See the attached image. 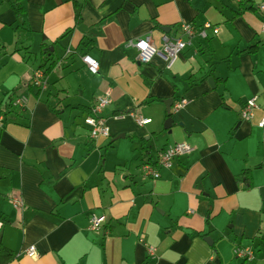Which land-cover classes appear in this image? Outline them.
I'll list each match as a JSON object with an SVG mask.
<instances>
[{"label":"crops","instance_id":"crops-1","mask_svg":"<svg viewBox=\"0 0 264 264\" xmlns=\"http://www.w3.org/2000/svg\"><path fill=\"white\" fill-rule=\"evenodd\" d=\"M239 2L0 0V241L15 254L8 264H264V0L242 12ZM183 23L219 33L194 39L170 65L163 55L141 63L128 46L150 37L161 48ZM85 54L99 62L97 75ZM39 68L45 91L31 84ZM108 89L101 116L110 135L93 139L85 118ZM23 96L26 108L10 106ZM253 97L259 108L242 120ZM178 143L194 151L157 167L159 178L146 176L143 165ZM94 216L105 217L98 232L89 230ZM32 246L37 258L26 254ZM237 246L254 261L238 259Z\"/></svg>","mask_w":264,"mask_h":264},{"label":"built area","instance_id":"built-area-1","mask_svg":"<svg viewBox=\"0 0 264 264\" xmlns=\"http://www.w3.org/2000/svg\"><path fill=\"white\" fill-rule=\"evenodd\" d=\"M260 11H264V3L259 7ZM262 32L264 33V21L262 23ZM212 31L214 35L219 33V28L213 26L210 23H205L201 27L196 28L190 23H183L180 27V35L172 36L170 34H164L163 45L161 48L157 47L150 39V37L140 38L136 41H130L128 43L129 47H132L137 52V60L141 63H150L152 58L156 55H163L165 59L169 62V65L179 57L185 48L193 44V40L199 38L201 40H206L209 38V32ZM71 52L68 49L67 54ZM82 62L85 64L87 70L93 74L97 75L99 73V62L91 57L90 55H83L81 57ZM31 84L39 91H45L48 88V80L46 73L42 69H37L33 72L31 77ZM111 89L106 91L103 98L99 100L96 106L91 110V114L85 118V124L90 128V136L93 139L99 137H108L110 135L109 128L106 124V120L102 117L104 110L111 104ZM28 99L26 96L17 98L13 102L14 107L26 108ZM184 102H180L175 106L179 109L184 106ZM259 108L257 105V97L249 99L243 106L240 116L242 120H251L254 117V112ZM137 122L140 126L148 124L151 122L150 119L137 118ZM260 127H264V119L261 120ZM194 151V147L187 143H178L169 146L159 154V159L156 165H151L150 163L143 165V170L146 176H150L154 179L159 178V171L157 167L170 169L173 166V161L175 158L188 155ZM19 206L20 202H16ZM105 222V217L94 216L90 220L89 230L92 232H98L101 230ZM150 255L154 254V248H150ZM26 254L31 258H37L39 256L36 248L34 246L30 247ZM234 254L238 259H242L246 262H253L254 255L252 251L248 248L236 247L234 249Z\"/></svg>","mask_w":264,"mask_h":264},{"label":"trees","instance_id":"trees-1","mask_svg":"<svg viewBox=\"0 0 264 264\" xmlns=\"http://www.w3.org/2000/svg\"><path fill=\"white\" fill-rule=\"evenodd\" d=\"M231 1H234V0H231ZM250 2H251V0H240V2H239L240 8H239L238 12L252 10L253 6L250 5ZM15 7H16V11L18 13H21V12L24 11V8L21 5H19V4H16ZM258 47H259V44L257 43L254 46H252L249 50H250V52H255V51H257ZM189 81L193 82V81H196V80H192V77H190ZM13 102L14 101L12 100L11 103H10V106L11 105L13 106ZM244 174H247V172H245ZM13 259H15V254L12 253L7 248H5L4 245L0 241V264H8Z\"/></svg>","mask_w":264,"mask_h":264},{"label":"water","instance_id":"water-1","mask_svg":"<svg viewBox=\"0 0 264 264\" xmlns=\"http://www.w3.org/2000/svg\"><path fill=\"white\" fill-rule=\"evenodd\" d=\"M164 29H166V31H169V28H164ZM209 83H210V85H211L212 87L214 86V81H213V79H210V80H209ZM165 103H166V105H167V111L170 113L171 106H172L171 104L173 103V100L166 101ZM171 126H172V118H169V119L165 122V128H166V129H170ZM207 241H208V240H207Z\"/></svg>","mask_w":264,"mask_h":264}]
</instances>
